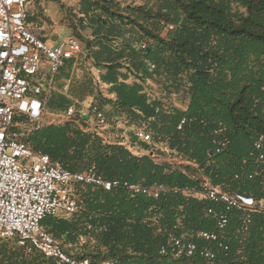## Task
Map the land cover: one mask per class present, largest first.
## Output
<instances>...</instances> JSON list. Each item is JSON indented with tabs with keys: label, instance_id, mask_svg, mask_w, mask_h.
I'll list each match as a JSON object with an SVG mask.
<instances>
[{
	"label": "trees",
	"instance_id": "obj_1",
	"mask_svg": "<svg viewBox=\"0 0 264 264\" xmlns=\"http://www.w3.org/2000/svg\"><path fill=\"white\" fill-rule=\"evenodd\" d=\"M88 4V14L95 10L104 16L98 17L99 29L91 30L92 39L88 32L79 34L82 40L72 36L86 44L88 65L80 80L73 71L79 60L66 61L57 73L56 79L65 72L71 79L66 95L56 92L57 112L79 106L75 100L94 96L97 84L105 85L111 97L98 103L103 111L105 105L113 107L117 129L120 122L143 128L153 139L140 142L150 145L158 138L190 165L175 168L157 163L151 155H133L123 143L132 145L137 139L124 129H118L124 141L107 144L102 135L86 130L87 120L76 109L69 120L43 124L32 132L26 140L32 150L71 172L95 163L108 180L122 178L168 190L156 199L123 188L89 186L82 191L84 212L49 216L42 226L63 248V242L77 240L82 250L78 258L90 264L116 259L132 264H264V213L256 214L245 232L240 218L233 216L223 236L228 250L216 249L211 262L199 251L178 260L160 253L169 231L191 236L215 230L206 212L208 203L187 190L197 191L206 179L234 190L239 187L235 174L259 170L253 144L264 133V0H162L155 7H124L115 0ZM43 16L30 12L28 22ZM160 26L169 30L165 37L157 30ZM124 34L122 46L112 45V38L117 42ZM143 39L151 44L134 46L133 41L140 45ZM91 68L99 72V80ZM149 82L159 86L161 98L145 91ZM181 95L184 109L174 103ZM184 118L186 124L178 130ZM199 169L206 178H193ZM84 234L89 240L81 245ZM17 245L16 240L0 242V264H58L37 252L26 254Z\"/></svg>",
	"mask_w": 264,
	"mask_h": 264
},
{
	"label": "built area",
	"instance_id": "obj_2",
	"mask_svg": "<svg viewBox=\"0 0 264 264\" xmlns=\"http://www.w3.org/2000/svg\"><path fill=\"white\" fill-rule=\"evenodd\" d=\"M34 6L35 0H0V242L16 240L26 254L37 252L58 264H90L88 259L68 254L62 243L42 226V221L60 213L84 212L82 191L89 186L106 191L123 188L131 194L156 199L168 189L163 185L146 186L122 178L108 180L98 172L95 163L85 170L71 172L54 164L48 155L32 150L26 140L43 125L48 102L40 96H51L61 67L68 60L79 59L84 50L82 43L72 36L49 45L42 37L43 29L28 22ZM146 46V43L141 45L142 48ZM83 106L79 115L86 120L92 117L97 127L94 132L101 135L109 125L104 111L98 102ZM76 114V106H70L67 117L70 119ZM22 116L26 120H16ZM185 124L184 118L178 130ZM118 128L127 130V134L132 132L137 140L145 143L153 139L151 133L140 127L119 123ZM123 146L137 155L129 142H124ZM253 158L259 170L235 174L237 189H226L208 180L197 191L187 190L208 203L206 212L214 219L215 230L199 231L191 236L169 231L160 251L162 255L176 260L188 259L199 251L211 262L216 257V249L228 250L223 236L233 216L240 218L244 232L249 230L253 217L264 213V133H259L254 140ZM88 240L86 234L79 237L81 245ZM197 241L204 244L199 247ZM104 264L132 262L116 259Z\"/></svg>",
	"mask_w": 264,
	"mask_h": 264
},
{
	"label": "rangeland",
	"instance_id": "obj_3",
	"mask_svg": "<svg viewBox=\"0 0 264 264\" xmlns=\"http://www.w3.org/2000/svg\"><path fill=\"white\" fill-rule=\"evenodd\" d=\"M92 0H35V6L34 9L31 11L32 14L38 15V13H43V17H40V19L35 20L33 23L35 26L40 27L44 29V33L48 34H53V33H58L60 36V41L69 38L70 36H76L78 39L82 40L79 37V34L84 35L87 32L90 34L91 30L93 29H99L97 26L98 25V17H103L104 14L102 12H97L95 10H91L88 14V3ZM98 1V0H95ZM147 0H120V5L127 7L133 6V7H139L140 4H146ZM162 0H152V5L151 6H158L159 3H161ZM91 5V3H90ZM166 28V27H165ZM102 29H100L101 31ZM133 33H139L135 28H132ZM160 32H163V28L160 26L157 28ZM168 30V29H167ZM105 31V32H104ZM169 31V30H168ZM101 32H104L105 34L107 31L104 29ZM87 33V34H88ZM86 34V35H87ZM88 34V35H89ZM115 36L114 34H112ZM127 37H132L131 34H127ZM124 35L119 36L117 42L116 38H112V45L116 46L119 45L122 46L124 40ZM146 43L151 44V42L144 40L141 42L140 45L137 43V41H133L134 46H141L142 44ZM84 51L83 54L79 58L78 65L74 67L75 69V74L74 78L78 77V79H82L84 72L86 71L85 64L80 65L84 63L85 59V52L86 50V44H83ZM86 63V62H85ZM88 64H86L87 66ZM72 73V71H71ZM91 73L95 80H99V72L97 70H94V68H91ZM67 75V72L64 74H59L58 79L60 81L62 78ZM59 81V80H58ZM134 81V78H130L129 83H132ZM149 86L145 90L149 95H151L152 98H161L162 95L159 90V86L149 82ZM96 86V85H95ZM62 87V86H61ZM59 87V88H61ZM56 89L55 86L51 92L52 98L50 99L49 103L46 106L45 113L43 116V122L42 124L50 125V124H59L63 123L69 118L67 117V110L62 111V112H57V109L55 107V101H56ZM51 96H48L47 94H44L40 96L41 99L49 100ZM109 99L111 96H109L108 92V87L105 85L97 84V87L95 89V95L91 97H87L83 100H79L80 102L85 103L84 105H88L91 102H99L101 98ZM185 97L184 95H181L179 97L174 98V103L181 107V109L185 108L184 104ZM79 106H76V109L82 110L83 105L78 104ZM104 111L106 113V116L110 119V123L107 126L105 130L101 131V135L104 137V140L107 144H116L118 141H124L125 139L122 138L123 134L122 131L118 130L116 128V124L114 123V119L116 118V115L113 114L114 110L111 105H105ZM17 121L20 120H26L25 116L22 117H17ZM87 131L94 132L97 127H96V122H94L93 118L91 117V120H87ZM121 129V128H120ZM132 149L134 152H139V154H146V155H151L154 160L157 163L160 164H169L172 167L175 168H182L184 169L186 166L190 165L188 161L183 158L181 155L173 154L169 147L167 146V143L161 141L158 138H155V141L153 144H145L143 142L137 141V140H132ZM147 145V146H146ZM152 151H154L155 154H152ZM196 167L197 166H194ZM192 167V169H193ZM191 169V170H192ZM197 173H194L193 175L197 179H202L203 177L206 178L207 176L204 175V170L199 169L195 170ZM203 178V179H204ZM209 179L204 180L208 181ZM210 181V180H209ZM202 182V183H204ZM201 183V184H202ZM4 242H15V240H9V241H4ZM78 241H73V242H63L64 248L72 254L74 257L78 258V255L81 254V247L77 244ZM14 246V244H11ZM18 246V245H17ZM80 259V258H79Z\"/></svg>",
	"mask_w": 264,
	"mask_h": 264
},
{
	"label": "crops",
	"instance_id": "obj_4",
	"mask_svg": "<svg viewBox=\"0 0 264 264\" xmlns=\"http://www.w3.org/2000/svg\"><path fill=\"white\" fill-rule=\"evenodd\" d=\"M103 1H108V0H103ZM115 1H118V2H120V0H115ZM144 5H149V6H151L152 5V0H147L146 1V4H144ZM129 6V5H128ZM139 6H143V4H140ZM161 34H162V36L163 37H165L167 34H168V30H167V28H165V29H163V32H161ZM42 37H43V39L49 44V45H56L57 43H59V41H60V36H59V34L56 32V33H53V34H48V33H44V29L42 30ZM87 37L89 38V39H92L93 38V36L92 35H87ZM80 58V57H79ZM79 59H76V60H74V61H78ZM86 64L87 63H85V67H86ZM90 64V63H89ZM75 69H73V71H74ZM73 74V73H72ZM74 74H75V71H74ZM59 80V81H58ZM70 84H71V79H70V77H63L62 78V80L60 81V79H58V76H57V79H56V77H55V89H56V91H58V92H60V93H62V94H64V95H66L67 93H68V88H69V86H70ZM62 86V87H61ZM59 87H61V88H59ZM76 101V103H78V104H85V103H83V102H80L79 100H75ZM121 123V122H120ZM126 132H127V130H126ZM123 134V133H122ZM137 155H139V156H142V155H144V154H139V152H137L136 153Z\"/></svg>",
	"mask_w": 264,
	"mask_h": 264
}]
</instances>
